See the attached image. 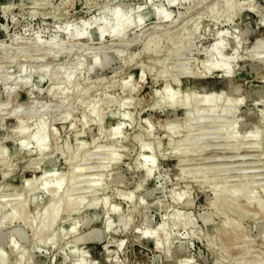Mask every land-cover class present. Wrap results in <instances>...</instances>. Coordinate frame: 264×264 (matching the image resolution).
<instances>
[{"label": "rangeland", "instance_id": "rangeland-1", "mask_svg": "<svg viewBox=\"0 0 264 264\" xmlns=\"http://www.w3.org/2000/svg\"><path fill=\"white\" fill-rule=\"evenodd\" d=\"M171 1L0 0L4 264H264V0ZM115 9L146 18L111 38ZM76 29L87 34L72 40ZM214 57L230 58V77L206 71ZM66 69L70 86L45 74ZM162 89L189 104H166ZM41 121L43 152L29 138ZM48 172L76 201L36 237ZM160 227L157 244L143 234Z\"/></svg>", "mask_w": 264, "mask_h": 264}, {"label": "bare ground", "instance_id": "bare-ground-1", "mask_svg": "<svg viewBox=\"0 0 264 264\" xmlns=\"http://www.w3.org/2000/svg\"><path fill=\"white\" fill-rule=\"evenodd\" d=\"M194 1V0H193ZM197 1H201V0H197ZM172 3H174V1L172 0L171 1ZM162 10V9H161ZM166 11V10H165ZM162 12H163V14H161V13H157V14H160L161 16H160V20L163 22V21H167V19H168V17H170L169 15H171V14H168V13H164V11L162 10ZM132 14V13H131ZM168 14V15H167ZM113 16H114V20L116 21V27L115 28H113L111 31H109V35H110V37L111 38H122V36L124 35V33L127 31V29H129L130 27H138V26H140V25H142V23L144 22V19L146 18V16L144 17V16H142V17H133V14H132V16H130V17H127V18H122L121 17V15H120V10L119 9H115L114 11H113ZM169 21H170V19H168ZM172 21V20H171ZM81 26H85V24H81ZM134 27V28H135ZM102 29V28H101ZM101 29H99V30H97V31H95L96 32V34H97V36H98V38H100L102 35H103V32L105 31L104 30V27H103V29L101 30ZM101 30V31H100ZM81 30H77L76 29V31L71 35V38H72V40H77V39H79L80 37H83V36H85V34H87V33H83V32H80ZM224 32H226V31H224ZM210 33V32H209ZM105 34V33H104ZM126 34V33H125ZM192 34V33H191ZM218 34V33H217ZM216 34V35H217ZM220 35L218 36V37H221V32L219 33ZM225 35V33H223V36ZM222 36V37H223ZM188 39V38H187ZM222 39V38H221ZM53 40H54V38H53ZM187 41V40H186ZM31 42H33L34 44H37L38 43V41L37 40H35V39H32V41ZM220 42V41H219ZM188 43V42H187ZM33 44V45H34ZM220 45H222V44H220V43H218L217 42V46L218 47H220ZM30 46V45H29ZM52 46H57V45H54V44H52V45H50V47H52ZM215 46V45H214ZM255 48H257V47H255ZM260 48V47H259ZM54 50V49H53ZM215 50H217V48L215 49ZM252 50V49H251ZM216 52V51H215ZM218 57H220L219 55H218ZM225 57H227V56H225ZM222 58L221 57V59H217V61H216V59H215V57H214V59H215V62H209V63H206L205 64V69H206V71H210L211 72V70H217V72L218 73H221V76H224V77H230V75H231V68H230V66H229V63H230V58ZM235 57V56H234ZM195 59V58H194ZM235 62V61H234ZM79 63V62H78ZM79 65V66H78ZM77 66H78V68L80 67V63L78 64ZM62 68V67H61ZM186 68V67H185ZM63 69H64V67H63ZM62 69V70H63ZM73 70H76V69H73ZM72 69H66L65 71H59V70H52V71H48V72H45V74L47 75V77L49 78V80H50V82L51 83H53V84H58V83H62V84H65V83H68L69 85L68 86H70L71 84H72V81L74 80V77L76 76L75 75V73H74V71H73ZM231 70V71H230ZM46 71V70H45ZM77 71V70H76ZM81 71H83V70H81ZM191 70L189 69V71L188 72H190ZM205 71V72H206ZM192 73V72H191ZM207 73V72H206ZM205 73V74H206ZM12 77V76H11ZM141 79V78H140ZM8 80H10L9 78H8ZM28 80V79H27ZM142 80V79H141ZM25 81V80H24ZM3 82H4V80H3ZM71 83V84H70ZM125 85H126V83H124ZM124 84H122V90H123V88H125V85ZM61 85V84H60ZM6 86V85H5ZM67 87V86H66ZM73 87V86H72ZM75 88V87H74ZM58 87L57 88H50V90H48V93H49V95H52V96H54L57 92H58ZM135 89H136V87H135ZM124 90H127V89H124ZM60 91H61V89H60ZM134 91V90H133ZM160 92V94L161 95H165V97H166V104H170V105H173V104H175V103H177L179 100H180V98L177 96L178 95V93H174L173 94V92L171 93L170 92V90H169V92L170 93H168V91L166 90V89H162V90H160L159 91ZM83 94V93H82ZM177 94V95H176ZM203 94H205V93H203ZM212 94V93H211ZM220 94V93H219ZM62 96H63V93H62ZM130 96V95H129ZM128 96V97H129ZM188 95H186L184 98H182V100H180V101H182V104H185V105H188L189 103H188ZM218 97H219V95H218ZM191 98V97H190ZM51 99V98H50ZM216 98L214 97V95H210V96H204V95H202V96H198V97H196V99H194V102L196 103V104H202V103H207V104H209L210 106H213L214 107V105H215V102H216ZM233 100H235V99H233ZM162 101H163V98H162ZM229 102V101H228ZM233 102H234V104H233ZM53 103V102H52ZM52 103H50V104H52ZM232 103V105L233 106H231L232 108H227V110L225 109V111H226V113L228 114V113H232V112H235V111H233V108H234V105H235V103H237L236 101H232V102H230V104ZM101 104V103H100ZM228 104V106L230 107V105H229V103H227ZM4 105V104H3ZM237 105L238 104H236L235 106H236V108H237ZM96 106H98V105H96ZM0 107H2L1 105H0ZM50 107V106H49ZM48 107V108H49ZM195 107V106H194ZM226 107H227V105H226ZM33 108H34V106H33ZM43 108V107H42ZM29 109H30V107H29ZM29 109H27L28 111H29ZM232 109V110H231ZM235 109V108H234ZM32 110V107H31V109H30V111ZM34 110V109H33ZM32 110V113L34 112ZM42 110V109H41ZM96 110H97V108L96 107H92L91 108V111H90V113L92 112L94 115L96 114ZM0 111H1V108H0ZM37 111V110H36ZM222 111H223V109H222ZM189 112V111H188ZM31 113V114H32ZM38 113V112H37ZM29 114H30V112H29ZM191 114V113H190ZM33 115V114H32ZM70 114H67V118H69L70 116H69ZM125 115H126V113H125ZM185 117L187 116L186 115V113H184L183 114ZM229 115H231V114H229ZM127 116V115H126ZM233 117V116H232ZM65 118V117H64ZM96 118H98V116L96 117ZM122 118H123V116H122ZM124 118H126L125 116H124ZM123 118V119H124ZM122 119V120H123ZM64 120H66V119H64ZM98 120V119H97ZM99 122V121H98ZM39 123V122H38ZM40 124V125H39ZM38 125V127L36 128V129H34V130H36V131H34L33 132V134H31V137H29V138H31V140H32V142H33V144L35 145V147H36V149H38L40 152H43L44 150H46L47 149V147H48V143H47V141H48V139L46 138V124L45 123H42V121H41V123H39ZM48 124V123H47ZM34 126H35V124H33ZM36 125H37V123H36ZM23 126V125H22ZM29 126V125H28ZM151 126V125H150ZM122 127V124L120 123V125H117L114 129L112 128V130H110V132H109V134L111 135V136H115V135H117V133H119V130H120V128ZM46 128V129H45ZM28 129H29V127H28ZM27 129V130H28ZM150 129H151V127H150ZM26 129H25V127L23 126V128H21V130H20V134L19 135H21V132L22 133H24V132H26L25 131ZM190 135H192L191 134V132L189 133ZM255 138V137H254ZM47 139V140H46ZM24 141H25V139H24ZM79 141V140H78ZM170 142V141H169ZM182 143V142H181ZM190 143V142H189ZM24 144V142L22 141V139L20 140V143H19V145L22 147V148H24L23 145ZM184 144V143H183ZM146 145H148L147 143H146ZM176 145H178V144H176ZM150 146V145H149ZM185 146V145H184ZM187 146H189V145H187ZM177 147H179V145L177 146ZM181 147V146H180ZM149 148V147H148ZM182 148V147H181ZM149 150V149H148ZM178 150V149H177ZM174 151H175V147H174V150H173V154H174ZM177 152V151H176ZM176 152H175V154H176ZM4 153V152H3ZM63 153H64V151H63ZM75 153H76V151H75ZM1 154V153H0ZM72 155H74V154H72ZM148 157V156H147ZM247 158V157H246ZM5 159V158H4ZM217 159H219V158H217ZM222 159V158H221ZM3 160V159H2ZM244 160V159H243ZM145 161L147 162L148 161V158H146V156H145ZM146 162H144L145 163V165H147L146 164ZM150 162V161H149ZM148 163V162H147ZM144 165V167H146V169H147V166H145ZM143 167V168H144ZM150 170H152V169H150ZM149 170V172L151 173V171ZM147 173H148V170H147ZM51 175H53L51 172H48V173H46V174H43L41 177H39V179L37 180V181H39V185H42V187H44V188H47L49 191H50V193H49V195L51 196L50 198V202L49 203H47L43 208H42V210L40 211V216H39V223H40V226L39 225H37V227L39 226L40 228V230L38 229V232H36L37 231V229H35V232H34V234L33 235H35V234H37V235H39L40 233L39 232H41L42 233V231H44V230H51L52 228H51V226L52 225H54V222H56V220H57V217H58V215L60 214V212L62 211H59L60 209H62V208H60V206L62 207V205H64L66 208L65 209H67V207L68 206H70L71 204H72V202L73 201H76L75 199H70V198H68V196H67V194L65 193V195L67 196H63L64 195V193L63 192H61L62 191V178L61 177H59L55 182H53V183H47L46 182V180L49 178V177H51ZM64 180V179H63ZM72 182H73V180H72ZM74 183H75V180H74ZM73 185V184H72ZM42 187H40V188H42ZM44 188H42L43 190H44ZM71 188V187H70ZM69 188V189H70ZM225 188V187H224ZM64 189H66V188H64ZM63 189V190H64ZM69 189H68V194H69ZM227 189V188H226ZM246 189H247V187H246ZM61 190V191H60ZM228 190V189H227ZM46 191V190H45ZM230 191V190H229ZM228 191V192H229ZM234 191V190H233ZM64 192H65V190H64ZM213 192H215V191H213ZM232 192V191H231ZM230 192V195H229V197H230V200H232V202H233V200H236L237 198L239 199V197L238 196H240L241 194H243L244 193V191H241L242 193H237V192H232L231 193ZM46 193H48V192H46ZM63 194V195H62ZM179 194V193H178ZM247 194V193H246ZM245 194V195H246ZM70 195V194H69ZM248 195V194H247ZM217 196V195H216ZM70 197V196H69ZM176 197V196H175ZM19 198H20V196H19ZM127 198H129V197H127ZM179 198H180V196H179ZM216 198V197H215ZM214 198V199H215ZM246 198V197H245ZM21 199H22V197H21ZM255 199V198H254ZM130 200V199H129ZM240 200V199H239ZM238 200V201H239ZM141 201V200H140ZM229 201V200H228ZM237 201V200H236ZM242 201V200H241ZM235 202V201H234ZM213 203V202H212ZM239 203V202H238ZM252 203H254L255 204V207H257L258 206V208H259V206H261V203H259L257 200H255V201H253ZM1 204H4V203H1ZM0 204V207H2L3 209L5 208L4 206H6L5 204H4V206H2ZM62 204V205H61ZM214 204V203H213ZM232 204V203H231ZM78 205V203L76 204V206ZM229 205H230V203H229ZM252 205V204H251ZM76 206L75 207H73V206H71L73 209H75L76 208ZM228 206V205H227ZM231 206V205H230ZM116 206H113L112 207V210L113 211H115V209H117V208H115ZM212 207H213V205H212ZM249 207V206H248ZM247 207V208H248ZM1 208V209H2ZM72 208H70V209H68L67 211H69V210H73ZM214 209H215V207H214ZM261 209V208H260ZM216 210V209H215ZM259 210V209H258ZM223 211V210H222ZM20 212V211H19ZM18 213V212H17ZM221 213V212H220ZM238 213V212H237ZM240 213V212H239ZM221 214H225V213H221ZM12 215V214H11ZM11 215H9V218L11 219ZM19 215L21 216L22 215V212H20L19 213ZM14 216V215H13ZM17 217L18 216H16V219H17ZM37 218V217H36ZM13 219V218H12ZM33 221H34V224H33V226L35 225V220L33 219ZM228 223V222H227ZM227 223H224V224H226L227 225ZM32 225V224H31ZM124 225V224H123ZM229 225V224H228ZM166 226H167V224H166ZM29 227H30V225H29ZM53 227V226H52ZM110 226L109 225H107V229L109 228ZM164 227V226H163ZM163 227H160L159 229H157V230H155L154 232L152 231L151 233H149V232H147V231H145L143 234L145 235V236H149V237H153L154 239H155V244H157L158 243V238H157V234H158V232H159V230H161V228H163ZM30 228H32V227H30ZM51 228V229H50ZM239 228V227H238ZM32 230V229H31ZM46 231H45V233H46ZM221 232V231H220ZM237 232H240V229H237ZM164 233H165V231H164ZM222 233V232H221ZM32 235V236H33ZM37 235H35L36 237H37ZM42 235H44V234H42ZM47 235V234H46ZM235 235V234H234ZM40 236V235H39ZM48 236V235H47ZM54 236H55V233H54ZM232 236H233V234H232ZM35 238V237H34ZM42 238V237H41ZM46 238V237H45ZM44 237H43V239H45ZM55 238V237H54ZM53 238V239H54ZM160 238V237H159ZM164 238H167V235L165 236L164 235ZM14 239V238H13ZM37 239V238H36ZM35 239V240H36ZM50 239V238H49ZM231 239V238H230ZM46 240H48V239H46ZM51 240H52V238H51ZM51 240H49V241H51ZM166 240H168V239H166ZM12 242V241H11ZM10 242V243H11ZM13 244V243H12ZM215 246V245H214ZM11 249V248H10ZM16 249H14L12 252H14ZM0 251H1V249H0ZM11 251V250H10ZM4 252V251H3ZM3 252L1 251L0 252V264L3 262V264L5 263V261H6V259H5V261H4V254H6L5 252H4V254H3ZM11 252V253H12ZM7 256V255H6ZM19 261V260H18ZM257 262V261H256ZM259 262V261H258ZM257 262V263H258ZM15 263H16V261H15ZM79 263V262H78ZM81 263V262H80ZM82 264V263H81Z\"/></svg>", "mask_w": 264, "mask_h": 264}]
</instances>
